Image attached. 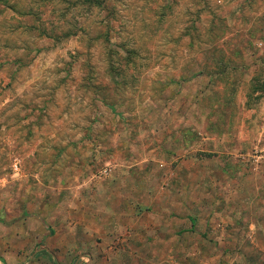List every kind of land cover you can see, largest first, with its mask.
Returning <instances> with one entry per match:
<instances>
[{"label":"rangeland","instance_id":"1","mask_svg":"<svg viewBox=\"0 0 264 264\" xmlns=\"http://www.w3.org/2000/svg\"><path fill=\"white\" fill-rule=\"evenodd\" d=\"M6 1L0 264H264V0Z\"/></svg>","mask_w":264,"mask_h":264},{"label":"trees","instance_id":"2","mask_svg":"<svg viewBox=\"0 0 264 264\" xmlns=\"http://www.w3.org/2000/svg\"><path fill=\"white\" fill-rule=\"evenodd\" d=\"M2 2L3 4H5L6 8L8 10H13V7H12V4H9L6 0L5 1H0Z\"/></svg>","mask_w":264,"mask_h":264},{"label":"crops","instance_id":"3","mask_svg":"<svg viewBox=\"0 0 264 264\" xmlns=\"http://www.w3.org/2000/svg\"><path fill=\"white\" fill-rule=\"evenodd\" d=\"M148 214H150V212H148ZM188 219V218H187ZM189 223H190V227L188 228L189 230L192 229V226H193V221L192 219H188Z\"/></svg>","mask_w":264,"mask_h":264},{"label":"built area","instance_id":"4","mask_svg":"<svg viewBox=\"0 0 264 264\" xmlns=\"http://www.w3.org/2000/svg\"><path fill=\"white\" fill-rule=\"evenodd\" d=\"M14 168L16 169V166H14Z\"/></svg>","mask_w":264,"mask_h":264}]
</instances>
